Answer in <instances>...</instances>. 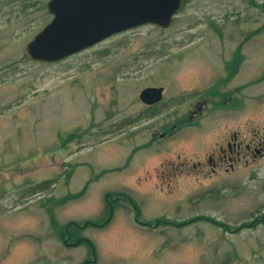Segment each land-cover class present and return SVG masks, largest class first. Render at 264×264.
<instances>
[{"label": "rangeland", "instance_id": "374dc122", "mask_svg": "<svg viewBox=\"0 0 264 264\" xmlns=\"http://www.w3.org/2000/svg\"><path fill=\"white\" fill-rule=\"evenodd\" d=\"M46 1L0 0V264H264V0H185L167 27L50 62L24 55ZM146 85L164 86L152 116ZM232 131L258 150L212 169ZM106 192L122 193L110 221L79 231L94 252L62 239L105 214Z\"/></svg>", "mask_w": 264, "mask_h": 264}, {"label": "water", "instance_id": "95a60500", "mask_svg": "<svg viewBox=\"0 0 264 264\" xmlns=\"http://www.w3.org/2000/svg\"><path fill=\"white\" fill-rule=\"evenodd\" d=\"M182 0H47L50 20L24 47L26 58L56 61L118 31L143 23L169 26ZM163 86L148 85L139 98H162Z\"/></svg>", "mask_w": 264, "mask_h": 264}, {"label": "flooded vegetation", "instance_id": "af4514ba", "mask_svg": "<svg viewBox=\"0 0 264 264\" xmlns=\"http://www.w3.org/2000/svg\"><path fill=\"white\" fill-rule=\"evenodd\" d=\"M182 5H183V0H182ZM146 86H148V85H146ZM153 86H159V85H153ZM161 86H163V85H161ZM143 87H145V86H143ZM163 91H164V86H163ZM138 96H139V93H138ZM227 97L230 99V101L234 100V97L231 95H229ZM162 99H163V94H162V98H160L157 101L150 102V103H147V102L143 101L142 99H140L144 103L143 108H141V110H140L141 114L152 116V115H155L156 113H159V111H160L159 110L160 109L159 102ZM201 103H202V101H199V102H196L194 104L195 108L190 110V112L188 113V117H187L188 121L192 120L195 113L201 112V109H202L201 107L203 104V103L202 104ZM176 121H177V123L175 125H172L168 129H165V131L161 132V134H159V135L164 136L166 134H172L173 132L177 131V128L181 127V125L185 122V121L183 123L181 122V121H183V119H180V121L177 119ZM255 150L257 151L258 149L256 147L252 148V146L249 142L244 144L242 147V143L238 140L237 132L232 131L229 134V137L227 138V140L225 141V144L224 145L221 144L218 147L217 152H211L208 155V163H210L212 165V169H214V166L222 165L224 162H227L228 165L231 168H233V164L237 162V160L240 158V155L244 156L246 153L253 152V151H254L253 154H255ZM215 154H217V157H215Z\"/></svg>", "mask_w": 264, "mask_h": 264}, {"label": "trees", "instance_id": "16d2710c", "mask_svg": "<svg viewBox=\"0 0 264 264\" xmlns=\"http://www.w3.org/2000/svg\"><path fill=\"white\" fill-rule=\"evenodd\" d=\"M184 1L185 0H183V3H184ZM261 28L264 29V21H263V24H262ZM259 29L260 28H257L254 31H258ZM262 29H260V30H262ZM247 34H248L247 37H249L250 34H253V31H250ZM242 58H243V54L241 53V44H240V45H238L232 60L229 61L228 64H227L228 70L231 71L230 72L231 74L235 73V71L237 70V68L239 67V65L241 63ZM47 183H48L47 180L40 181L37 184L38 188H36L37 189L36 191L45 188ZM113 194L114 193H111V192H106L105 193V200H104L105 201L104 202L105 214L100 219L85 220L83 223H80L78 221L77 222L68 221L64 225L58 226L57 228H59L64 233H66V237H64V236L62 237L61 236L62 239H64V240H74L73 242H76V243L77 242L83 243V244L87 245V247H89V249L92 250V252H94L93 245H92L91 241L87 237L79 235V231L82 228H84L85 225H88V224L103 226V225L107 224L110 221L111 215H112L113 210H114V204H115L114 202L116 201V199H119V197L121 198L120 194H122V193L121 192H116L114 195ZM109 195H113V198H110ZM122 198H123V196H122ZM124 199H126L127 201L128 200L132 201L131 204L134 207L136 219H138L139 221H143V222L149 223L148 220L140 219L139 206H138V204L136 203V201L134 199H132V198L128 199L126 197H124ZM156 221L158 222V220H156ZM68 236H70V237L72 236L73 238H68ZM86 260L82 264L87 263Z\"/></svg>", "mask_w": 264, "mask_h": 264}]
</instances>
